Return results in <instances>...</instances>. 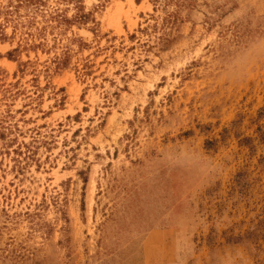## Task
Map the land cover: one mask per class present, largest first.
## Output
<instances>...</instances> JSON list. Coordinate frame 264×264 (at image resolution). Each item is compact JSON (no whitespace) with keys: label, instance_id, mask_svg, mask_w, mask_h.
I'll use <instances>...</instances> for the list:
<instances>
[{"label":"rangeland","instance_id":"obj_1","mask_svg":"<svg viewBox=\"0 0 264 264\" xmlns=\"http://www.w3.org/2000/svg\"><path fill=\"white\" fill-rule=\"evenodd\" d=\"M0 264H264V0H0Z\"/></svg>","mask_w":264,"mask_h":264}]
</instances>
